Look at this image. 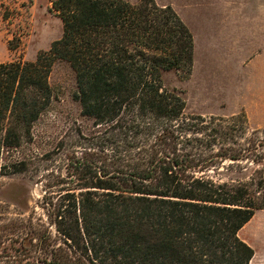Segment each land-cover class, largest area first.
Listing matches in <instances>:
<instances>
[{"label":"trees","instance_id":"1","mask_svg":"<svg viewBox=\"0 0 264 264\" xmlns=\"http://www.w3.org/2000/svg\"><path fill=\"white\" fill-rule=\"evenodd\" d=\"M50 3L61 37L33 62L0 63V159L51 104L57 61L74 72L73 97L101 131L81 156L66 155L72 172L49 180L35 208L8 221V237H20L0 264H250L238 234L264 211L262 142L248 149L232 132L199 127L204 118L185 116L164 88L165 72L187 75L193 62L176 12L154 0Z\"/></svg>","mask_w":264,"mask_h":264},{"label":"rangeland","instance_id":"2","mask_svg":"<svg viewBox=\"0 0 264 264\" xmlns=\"http://www.w3.org/2000/svg\"><path fill=\"white\" fill-rule=\"evenodd\" d=\"M124 1L135 4L139 0ZM154 1L170 6L193 37L190 73L165 72L164 88L181 97L185 116L204 118L199 127L232 132L235 142H249L248 149L262 142L260 148L264 151V0ZM61 34V20L51 11L50 0H0V63L33 62ZM48 83L53 98L33 124L30 137L23 139L19 148L1 155L2 263L6 260L2 249L20 237H8L11 233L5 232V225L11 219L24 218L27 211L36 207L49 180L72 172L66 155L81 156L86 139L101 131L81 114L73 97L74 72L67 63L53 64ZM21 161L27 171L13 174L11 165ZM233 166L251 170L255 167L248 163ZM218 172L224 174L223 170ZM73 178L69 176L67 180ZM218 178L223 180L222 176ZM238 235L253 251L250 264H264V211H256ZM14 246L17 248L18 244Z\"/></svg>","mask_w":264,"mask_h":264},{"label":"crops","instance_id":"3","mask_svg":"<svg viewBox=\"0 0 264 264\" xmlns=\"http://www.w3.org/2000/svg\"><path fill=\"white\" fill-rule=\"evenodd\" d=\"M232 51L234 52V49Z\"/></svg>","mask_w":264,"mask_h":264}]
</instances>
